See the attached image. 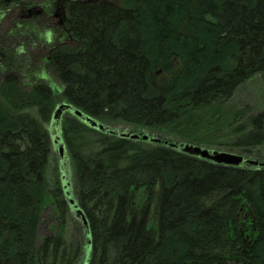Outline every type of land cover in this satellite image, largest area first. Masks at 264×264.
Masks as SVG:
<instances>
[{"label":"trees","instance_id":"16d2710c","mask_svg":"<svg viewBox=\"0 0 264 264\" xmlns=\"http://www.w3.org/2000/svg\"><path fill=\"white\" fill-rule=\"evenodd\" d=\"M69 20L73 42L0 70V264H82L86 243L85 264H264V167L217 165L65 113L87 237L50 170L60 102L112 129L264 163V102L241 101L254 83L264 95V0H101Z\"/></svg>","mask_w":264,"mask_h":264},{"label":"flooded vegetation","instance_id":"af4514ba","mask_svg":"<svg viewBox=\"0 0 264 264\" xmlns=\"http://www.w3.org/2000/svg\"><path fill=\"white\" fill-rule=\"evenodd\" d=\"M99 1L0 0V70L14 69L16 61L21 63L27 56L35 63L48 60L55 49L74 41L72 8Z\"/></svg>","mask_w":264,"mask_h":264},{"label":"water","instance_id":"95a60500","mask_svg":"<svg viewBox=\"0 0 264 264\" xmlns=\"http://www.w3.org/2000/svg\"><path fill=\"white\" fill-rule=\"evenodd\" d=\"M65 113H73L76 117L80 118L84 124L88 125L92 129H97L99 131H102V132H105L111 135H117L121 138L131 139L134 141H137L141 138L143 141L150 140L154 143L162 142L163 145H166V146L168 145L176 150L181 151L182 153L213 162L214 164H217V165H222L226 167H239L243 165H253V166L259 165L260 167H264V163L259 164L256 161H252L250 159H247L235 153L218 151V150H209V149L202 148L200 146L192 145V144L169 142L168 140H162L161 138L153 137L145 133H133L129 131L115 130V129H112L110 127H106L100 124L93 118L75 109L72 105L66 102H60L54 109V112L51 118V123H54V129L56 131V135L52 139V144L56 146L57 148V154L59 157V163H60L61 169L63 168V164L66 160L65 159L66 149H65L64 143L62 142L58 134L60 133V122ZM63 179L64 177L62 176L61 184H62V190L64 192L66 202L71 210V213H73V216L77 220H79L80 224L82 225L85 231V235L87 237L89 231H88V226H87V221L85 219V216L82 210L77 206L74 199L72 198L70 191L67 188V185H63V182H64Z\"/></svg>","mask_w":264,"mask_h":264},{"label":"rangeland","instance_id":"374dc122","mask_svg":"<svg viewBox=\"0 0 264 264\" xmlns=\"http://www.w3.org/2000/svg\"><path fill=\"white\" fill-rule=\"evenodd\" d=\"M255 96H260L262 101L264 102V95H262L260 93V91L257 90V84L256 83L252 84L250 86V88L248 90H246V92L242 96L241 101H243V102L250 101L251 102L252 98H254V99L256 98ZM50 127L52 128V132H51V141H52L53 137L56 135V131H55V129H53L54 123H52V125H50ZM115 128H116L115 130H121V131H134V130H131L129 127L124 126V125H118V127L116 126ZM141 133H143V132H141ZM58 135L60 136V138L62 140L61 131ZM62 142H63V140H62ZM192 145H194V144H192ZM200 147H202V146H200ZM203 148H205V147H203ZM206 149L229 152V151L222 149L221 147H206ZM52 151H53L54 161L50 167V170L54 169L55 167L57 168L58 176L60 177V181L62 180V176H63L64 177L63 185H67V188L70 191V194L72 196V193H73L72 187L74 186V181H73L72 168H71V164H70V161L68 159L67 153H65V156H66L65 159L66 160L63 164V168L61 169L60 163H59V157L57 154V148L53 144H52ZM235 154H237V153H235ZM238 155H241V154H238ZM72 198H73V196H72ZM52 210H53V208L51 207V205L48 202L46 204V208L42 214L41 222H40L39 229H38L40 237H44L48 233L47 227L51 226V223L53 222V220L51 219L52 218L51 217ZM71 214L73 215V213H71ZM89 250H90L89 245H88V243H86V245L84 246V256H83L84 260H83L82 264H85L87 262V259L89 256Z\"/></svg>","mask_w":264,"mask_h":264}]
</instances>
